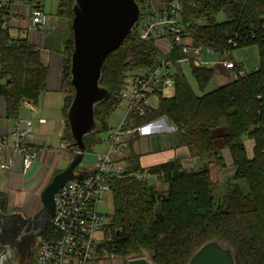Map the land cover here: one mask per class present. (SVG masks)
<instances>
[{
  "label": "trees",
  "instance_id": "trees-1",
  "mask_svg": "<svg viewBox=\"0 0 264 264\" xmlns=\"http://www.w3.org/2000/svg\"><path fill=\"white\" fill-rule=\"evenodd\" d=\"M73 1L60 0V12L73 16ZM143 2L137 0L140 9ZM220 14L224 20L217 21ZM182 19L193 43L221 54L256 45L259 63L254 70L212 90H206L212 69L190 64L199 93L192 89L176 63L173 95L158 94L157 108L152 112L128 116L126 129L165 116L175 127L178 145L204 162L192 170L184 169L178 159L142 169L132 157L123 176L109 177L112 250L126 260L147 253V259L157 264H186L204 242L217 238L233 249L236 264H264V0H184ZM7 21L6 11L0 9V95L5 116L17 118L25 102L37 104L45 86L46 66L27 37L10 35ZM235 34L241 39L233 46L228 39ZM72 49L71 33L64 45L62 88L72 87ZM158 56L155 43L140 40L136 28L107 56L101 85L108 89L109 97L95 109V117L101 122L100 132L119 103L117 95L127 74L154 67ZM178 57L174 54L171 58ZM238 70L241 65L235 62L234 71ZM67 100L66 95L65 114L71 101ZM222 124L226 132L220 136L222 148L216 151L212 131ZM136 135L134 132L128 145ZM70 136L66 120L64 138L72 143ZM245 139L252 142L251 148ZM222 150L229 152L233 172L224 181L225 192L216 198L211 166H225ZM142 172L158 176L163 181L162 189L135 175ZM50 234L47 224L41 238Z\"/></svg>",
  "mask_w": 264,
  "mask_h": 264
},
{
  "label": "built area",
  "instance_id": "built-area-1",
  "mask_svg": "<svg viewBox=\"0 0 264 264\" xmlns=\"http://www.w3.org/2000/svg\"><path fill=\"white\" fill-rule=\"evenodd\" d=\"M20 1L29 10L33 24L42 28L43 0ZM148 1L147 6L140 9V19L136 25L141 21L142 24L136 29L137 36L143 41L163 39L167 45L163 53L159 54L154 67L139 69L141 72L132 76L125 115L107 137L108 151L96 153L94 165L81 172L84 176L66 182L55 194V212L48 222L51 234L47 238L40 236L32 264H88L98 257L116 256L112 250L113 228L110 226V216L100 212L98 205L106 193H110L107 179L121 177L128 171L129 164L122 157L119 158L123 147L134 132L141 131L147 125L145 123L126 129L128 116H144L155 109L152 99L174 86L173 67L176 63L200 66L204 65V55L217 54V60L211 66L223 68L233 78L245 74L242 69L234 71L235 62L223 58V54L208 46L193 43L182 19L184 0ZM0 9L6 11L8 19H15L9 2L0 1ZM238 39H241V35L235 34L228 42L236 46ZM174 54L179 55L175 60L171 58ZM123 91L117 95L119 101L123 98ZM32 130V120L18 119L12 131L14 150L20 152L25 170L38 155V149L30 148L26 143ZM4 148L6 141L0 139V153ZM135 175L143 180L149 177L146 172ZM8 257V254L1 257L2 264H10Z\"/></svg>",
  "mask_w": 264,
  "mask_h": 264
},
{
  "label": "crops",
  "instance_id": "crops-1",
  "mask_svg": "<svg viewBox=\"0 0 264 264\" xmlns=\"http://www.w3.org/2000/svg\"><path fill=\"white\" fill-rule=\"evenodd\" d=\"M0 1L9 2L10 9L15 14V19H8L7 21L10 35L13 32L17 35L16 37H27L29 42L39 50L40 60L46 66V80L42 92L50 94L49 99L45 94L36 105L25 102L21 106L17 118H7L4 100L0 95V139L6 141V148L0 153V210L22 219L35 218L43 210L41 194L44 188L57 172L67 167L72 160L71 150L75 148L71 146L68 139L64 138L66 136V114L64 111L66 102L61 107L57 104V100L56 104L55 101L54 103L50 101L51 98H54L55 92H60L63 89L61 77L66 59L64 45L68 38L70 24L67 14L60 12V0H58L54 10L51 7L47 10V0H43L41 7L43 12L42 28L33 24L29 10L20 0ZM154 43L158 53H163L167 42L163 39H157ZM237 63L242 68V63ZM187 65L190 70V65ZM199 67L211 68L213 71L210 81L215 79L217 86L208 90L219 87L233 79L221 67L211 65H200ZM243 71L247 73L244 69ZM171 89L174 93L173 86L158 94L164 97L172 96L173 93L167 95ZM158 94L152 99L155 109L158 104ZM18 119L32 120L33 130L27 136L26 143L30 148L36 147L38 149L37 158L26 170L23 169L20 152L15 151L13 146L12 131ZM40 120L44 121L41 122ZM146 124L144 129L137 132L131 145H128L127 142L123 147L121 157L129 165L131 158L135 157L142 169L174 159H178L184 169L192 170L202 166L203 158L192 155L186 147L178 145L175 127L165 116L155 118ZM245 143L248 148H251V141L245 139ZM62 151L67 152L65 156L68 155L66 164H62L63 159H65L62 157ZM224 151L228 156L229 163L226 162L223 154L225 166L222 168L211 166L212 172H220L222 176L229 174L228 170L233 172L230 154L227 150H223L222 153ZM91 166L88 163L82 164L80 172L86 171ZM154 177L156 180L154 186L160 189L161 187L158 186L161 179L158 176ZM88 264H125V258L117 255L98 257Z\"/></svg>",
  "mask_w": 264,
  "mask_h": 264
},
{
  "label": "water",
  "instance_id": "water-1",
  "mask_svg": "<svg viewBox=\"0 0 264 264\" xmlns=\"http://www.w3.org/2000/svg\"><path fill=\"white\" fill-rule=\"evenodd\" d=\"M71 11L70 83L74 94L66 111V120L76 154L44 188L41 194L43 210L37 217L24 220L0 210V239L22 221L35 223L39 236L54 215L55 194L66 182L84 176L75 172L86 152L84 139L100 132L101 122L95 117V109L109 97L108 89L101 85L105 60L134 33L140 19L137 0H74ZM0 250L2 264L1 257L7 253L1 240ZM125 264L157 263L135 257L127 259ZM186 264H236V259L230 245L212 238L194 251Z\"/></svg>",
  "mask_w": 264,
  "mask_h": 264
},
{
  "label": "rangeland",
  "instance_id": "rangeland-1",
  "mask_svg": "<svg viewBox=\"0 0 264 264\" xmlns=\"http://www.w3.org/2000/svg\"><path fill=\"white\" fill-rule=\"evenodd\" d=\"M57 3H58V0H47L46 1L47 10L50 7L54 10ZM148 3H149L148 0H144V2L142 3V8L147 6ZM71 20H72V16L71 17L68 16V21L70 24V31L68 34V38L71 37ZM216 20L217 21L224 20L223 14L218 15ZM141 22L138 25H136V27H135L136 29L139 28V26L142 24ZM11 35L13 37L17 36L13 32H11ZM70 56H71V54H70ZM223 58L231 59L234 62H241L242 63L241 69L242 70L244 69L246 72H250V71L254 70L259 63V50H258V47L256 45H248V46H244V47H238V48H235L234 50H232L231 53H224ZM216 60H217V54H212L211 56H209V55L203 56L204 65H212V63L215 62ZM69 62H70V57H69ZM181 67H182V72L184 73L186 80L189 83V85L192 87V89L196 93H199L197 90L196 84H195V80L190 73L189 66L187 64L182 63ZM173 69L175 72L174 67H173ZM140 72L141 71H139V69H137V70H133L132 72L127 74L128 76L124 79V82H123L121 89H120V92L122 90H124L123 91V98L121 99V101H119L117 107L106 118V120L104 122V129L100 133H98L96 135H91L85 139V142L87 144V149L90 151L85 152L84 158L82 160V164L88 163L89 166L94 165V163L96 161V153H104V152L108 151L109 142L107 140L108 139L107 137H108L110 132L114 131V129L119 125V123L123 119V117L125 115V108L128 104V99H129L128 94H129L131 78H132V76H135V75L139 74ZM214 80L210 81V84H208V86L206 87V90H208L209 88H213L214 86H217V83L215 82L216 80L215 81ZM65 93L68 97V100L70 101L71 98L73 97V94H74L73 88L71 86H64L60 92H55L54 98H51L50 101L52 103H54V101H55V104H56V100H57V104H59L62 107L64 105V102H65V97H64ZM172 93H173V90L171 89L167 92V95H171ZM45 94H46L45 92H42L40 94L38 100L41 101ZM46 97H48V99H49L50 94H46ZM67 132H68V130H67ZM225 132H226L225 124H222L220 127H218L217 129L212 131V135L214 137V148L216 151H219L222 148V140H221L220 136L222 134H224ZM98 139H100V140H98ZM68 142L71 143L70 141H68ZM71 151H72L71 154H72V158H73L74 155L76 154V148H73V150H71ZM66 154H67L66 151H62V157L65 158V159H63L62 164H66V160H67L66 157H68V155L65 156ZM223 154L226 158V162L229 163V159H228L226 152L224 151ZM121 156L122 155H120L119 158H121ZM116 157H118V156H116ZM82 164H80L76 168L75 172L81 171ZM62 168H64V167H62ZM228 172H230V173L225 175V176H222V174L220 172H216V173L212 172L213 179L216 181V185H217V186H215V197L216 198L223 195V193L226 190L224 181L231 174L230 170H228ZM147 181L149 184L154 185L156 180H155L154 176L149 175ZM160 182L161 183L158 187H161L160 189H162L163 181H160ZM98 210L100 212L108 215V216L112 213L113 206H112V197H111L110 193H106L105 197L103 198V200L98 205ZM47 235H48V233H47ZM40 236H39V238H40ZM39 238L37 239V241H39ZM144 257L148 258V254L144 253ZM32 263H33L32 260L28 257H22L17 262V264H32ZM125 263H126V259H125Z\"/></svg>",
  "mask_w": 264,
  "mask_h": 264
},
{
  "label": "flooded vegetation",
  "instance_id": "flooded-vegetation-1",
  "mask_svg": "<svg viewBox=\"0 0 264 264\" xmlns=\"http://www.w3.org/2000/svg\"><path fill=\"white\" fill-rule=\"evenodd\" d=\"M37 232L38 228L35 223L22 221L17 223L4 238L0 239L6 247L10 264H17L22 257H28L33 262L37 251V239L40 236Z\"/></svg>",
  "mask_w": 264,
  "mask_h": 264
}]
</instances>
